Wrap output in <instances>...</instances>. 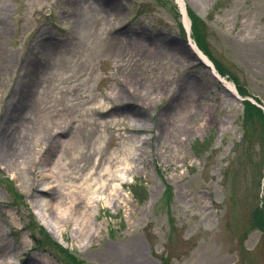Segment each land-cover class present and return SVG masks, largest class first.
I'll use <instances>...</instances> for the list:
<instances>
[{
    "label": "rangeland",
    "instance_id": "obj_1",
    "mask_svg": "<svg viewBox=\"0 0 264 264\" xmlns=\"http://www.w3.org/2000/svg\"><path fill=\"white\" fill-rule=\"evenodd\" d=\"M93 1L0 0V132L12 125L16 145L0 153V261L264 264V0H182L189 29L178 0ZM193 27L233 91L188 48ZM68 140L63 183L123 178L85 240L71 222L53 239L33 206V158Z\"/></svg>",
    "mask_w": 264,
    "mask_h": 264
},
{
    "label": "bare ground",
    "instance_id": "obj_2",
    "mask_svg": "<svg viewBox=\"0 0 264 264\" xmlns=\"http://www.w3.org/2000/svg\"><path fill=\"white\" fill-rule=\"evenodd\" d=\"M180 3L181 12L184 11V4L182 0H178ZM90 2L94 4L93 0H77V5L81 9L89 10L91 9ZM183 16V15H182ZM184 22L187 28V16L184 15ZM189 45L188 48L194 52V54L199 59H205L203 54L198 49L197 45L191 40H188ZM52 51H58L57 46L51 47ZM50 48H48L49 50ZM56 51V52H57ZM202 56V57H201ZM37 80V79H36ZM227 87L233 91L232 86L227 83ZM122 94L124 92L122 91ZM129 94V91H128ZM31 93L27 90H23L18 95H16L17 103L15 106L9 108L10 113L12 114L15 112L19 114L23 111L25 103L29 101ZM20 111V112H19ZM7 126V124H5ZM12 126V125H11ZM11 126H8L9 132L2 133L0 132V153L11 156L14 154V148L12 146L15 136V131L10 130ZM59 127L53 128L49 133L51 136L49 137L48 145L51 144V148L55 150L58 145L55 144V140L59 138L57 133ZM56 136V137H55ZM69 141V140H68ZM59 139H57V143ZM60 148L59 153H57L54 158L51 154H47L44 157H41L36 160L33 158L32 160V167L37 164H40L41 167V180L36 181V185L31 188L34 190V209L36 212V216L39 222L47 229L50 236L53 238H60L62 240V228L68 222L74 224L75 228L71 232L74 237H80L85 240L87 236L93 231V222H94V215L92 206L99 200H104L105 202L109 203L111 201L117 200L119 194V188L123 184V178L120 176L114 175L110 177L108 174L110 172H105L108 174L98 173L97 176L92 175L89 179L90 182L85 180L80 185L71 186L69 183H63V179H70V174L68 172L69 167L71 168L73 161L79 153L72 155L71 159L68 161L66 155L71 153L75 150L74 142L69 141L65 143V146ZM103 161L102 159L99 160L98 164H101ZM118 168V167H117ZM105 176V177H104ZM113 178L112 182L110 181V192L104 196V190L107 188V184H105L106 180L108 181L110 178ZM45 181V182H44ZM45 183V186L38 189L39 185ZM0 234H2V229L0 227ZM0 241H3V237L0 236ZM53 238V239H54ZM3 247H0V252H3ZM112 249V248H109ZM10 251V250H9ZM10 252L7 253L9 255ZM9 258L8 256L5 259ZM11 258V257H10ZM0 264H12L10 260H2Z\"/></svg>",
    "mask_w": 264,
    "mask_h": 264
},
{
    "label": "trees",
    "instance_id": "obj_3",
    "mask_svg": "<svg viewBox=\"0 0 264 264\" xmlns=\"http://www.w3.org/2000/svg\"><path fill=\"white\" fill-rule=\"evenodd\" d=\"M193 34H194V39L197 42V46H198L199 44H198V41H197V34H196L195 27H193ZM207 55L209 56V59L213 63L215 69L219 72V74L223 75V70H224L223 67L211 55H209V54H207ZM238 87H239L238 88L239 94H241V95H246L247 94L245 92V89L244 88H242L240 86H238ZM243 104H244V108H245V110H244L245 111V115L250 114V113H253L250 110H252V111H259V109L255 105H253L249 100H244L243 101ZM258 211L259 212H257V214L255 213V216H254V219H256V223L254 221L253 222L257 226H261V228H262V226L264 224V223L261 224L262 221H264V209H260Z\"/></svg>",
    "mask_w": 264,
    "mask_h": 264
},
{
    "label": "water",
    "instance_id": "obj_4",
    "mask_svg": "<svg viewBox=\"0 0 264 264\" xmlns=\"http://www.w3.org/2000/svg\"><path fill=\"white\" fill-rule=\"evenodd\" d=\"M181 13H182L183 17H184V15H186V14H185V11H183V12H181ZM186 19H187V18H186ZM184 24H185V22H184ZM186 24H187V28H186V29H189V20H188V19H187ZM188 40H189V39H188V37H187V40H185V42H186L187 45H189ZM201 57H202V56H201ZM203 57L205 58L204 55H203ZM199 60L202 61L203 65H204L205 67H210V68L212 69V72H213V68H212V66H211V63L207 60V58L202 59V58L199 57ZM214 76H215L218 80H220L219 77H218L217 75H214Z\"/></svg>",
    "mask_w": 264,
    "mask_h": 264
}]
</instances>
